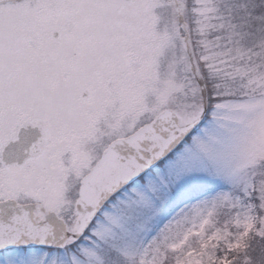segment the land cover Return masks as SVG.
I'll return each instance as SVG.
<instances>
[{"label":"snow or ice","instance_id":"snow-or-ice-1","mask_svg":"<svg viewBox=\"0 0 264 264\" xmlns=\"http://www.w3.org/2000/svg\"><path fill=\"white\" fill-rule=\"evenodd\" d=\"M0 264H264V0H0Z\"/></svg>","mask_w":264,"mask_h":264}]
</instances>
